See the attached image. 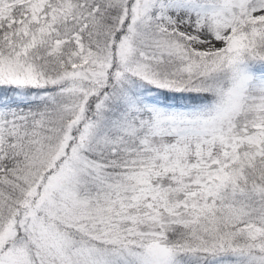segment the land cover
I'll list each match as a JSON object with an SVG mask.
<instances>
[{"label":"snow or ice","instance_id":"1","mask_svg":"<svg viewBox=\"0 0 264 264\" xmlns=\"http://www.w3.org/2000/svg\"><path fill=\"white\" fill-rule=\"evenodd\" d=\"M0 264H264V0H0Z\"/></svg>","mask_w":264,"mask_h":264}]
</instances>
